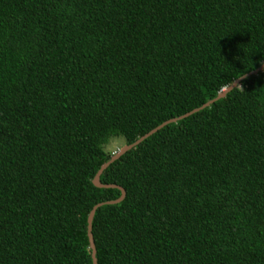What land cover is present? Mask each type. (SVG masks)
<instances>
[{"label":"trees","instance_id":"16d2710c","mask_svg":"<svg viewBox=\"0 0 264 264\" xmlns=\"http://www.w3.org/2000/svg\"><path fill=\"white\" fill-rule=\"evenodd\" d=\"M264 61V0H0V264H91V179ZM102 170L97 264H264V67Z\"/></svg>","mask_w":264,"mask_h":264},{"label":"water","instance_id":"95a60500","mask_svg":"<svg viewBox=\"0 0 264 264\" xmlns=\"http://www.w3.org/2000/svg\"><path fill=\"white\" fill-rule=\"evenodd\" d=\"M264 67V61L258 66L256 67L255 69L247 72V73H244L240 76H238L237 78H235L231 83H229L227 86L223 87L222 89H220L218 91V93L216 94V96L206 102H203L201 105H199L198 107L196 108H193L185 113H183L182 115L176 117V118H171L169 120H166L164 122H162L161 124L157 125L156 127L150 129L149 131H147L146 133L140 135L139 137H137L134 141H132L131 143H128V144H123L121 145L118 149H116L115 151H113L109 157V159L105 162H103L98 170L95 172L93 178L91 179V182L93 185H95L96 187H104V188H107V187H116L118 190H119V196L115 199H112V200H105V201H100V202H97L95 203L91 209L89 210L88 214H87V217H86V237H87V240H88V246H89V249H90V259H91V264H97L96 263V258H95V248H94V243H93V239H92V234H91V220H92V216H93V213H94V210L99 207L100 205H103V204H113V203H117L118 201H120L123 197H124V190L123 188H121L120 186L118 185H115V184H104V183H101L98 179L100 173L102 172L103 169H105L113 160H115L116 158H118L121 154H123L125 151L129 150L132 146L136 145L137 143H139L141 140H143L145 137H147L148 135H150L151 133H153L156 129H158L161 125L167 123V122H170V121H174L176 119H180L186 115H189L199 109H202L204 107H206L207 105H209L211 102H213L214 100H217L219 98H222L229 90H231L233 87L236 86L237 83H239V81L241 79H243L245 76L249 75V74H255L257 71H260L261 68Z\"/></svg>","mask_w":264,"mask_h":264},{"label":"rangeland","instance_id":"374dc122","mask_svg":"<svg viewBox=\"0 0 264 264\" xmlns=\"http://www.w3.org/2000/svg\"><path fill=\"white\" fill-rule=\"evenodd\" d=\"M121 145H123L122 143H121V141L119 140V139H116V140H111L110 141V143L109 144H107L106 146H105V148L107 149V150H110V151H115L116 149H118Z\"/></svg>","mask_w":264,"mask_h":264},{"label":"clouds","instance_id":"9594fccd","mask_svg":"<svg viewBox=\"0 0 264 264\" xmlns=\"http://www.w3.org/2000/svg\"><path fill=\"white\" fill-rule=\"evenodd\" d=\"M236 86H237V87H238L240 90H244V89H243V85H242V84H240V83H237V84H236Z\"/></svg>","mask_w":264,"mask_h":264}]
</instances>
